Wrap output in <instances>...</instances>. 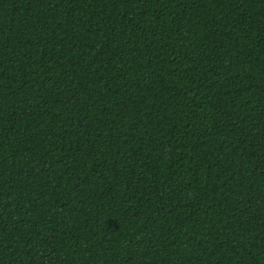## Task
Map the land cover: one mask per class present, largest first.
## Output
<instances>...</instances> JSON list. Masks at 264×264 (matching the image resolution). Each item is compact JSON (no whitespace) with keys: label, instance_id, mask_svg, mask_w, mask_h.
I'll return each instance as SVG.
<instances>
[{"label":"trees","instance_id":"16d2710c","mask_svg":"<svg viewBox=\"0 0 264 264\" xmlns=\"http://www.w3.org/2000/svg\"><path fill=\"white\" fill-rule=\"evenodd\" d=\"M0 264H264V0H0Z\"/></svg>","mask_w":264,"mask_h":264}]
</instances>
